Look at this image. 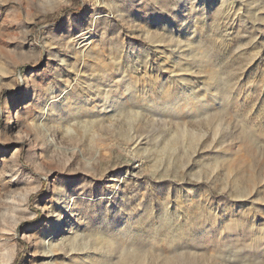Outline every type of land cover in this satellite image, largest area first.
<instances>
[{
  "label": "rangeland",
  "instance_id": "rangeland-1",
  "mask_svg": "<svg viewBox=\"0 0 264 264\" xmlns=\"http://www.w3.org/2000/svg\"><path fill=\"white\" fill-rule=\"evenodd\" d=\"M0 250L264 264V0H0Z\"/></svg>",
  "mask_w": 264,
  "mask_h": 264
},
{
  "label": "bare ground",
  "instance_id": "bare-ground-1",
  "mask_svg": "<svg viewBox=\"0 0 264 264\" xmlns=\"http://www.w3.org/2000/svg\"><path fill=\"white\" fill-rule=\"evenodd\" d=\"M226 2V1H225ZM68 204L66 203V204H64V206H63V209L66 211L67 209H68ZM63 217V216H62ZM62 217L60 216V217H58L56 220H55V222H54V225H55V228L53 229V231L52 232H50L48 235H47V238L45 239L46 241H45V253H48V254H50V256L48 257V258H50L51 257V252H50V250H48V248L50 247L49 245H50V243L52 242L51 240L54 238V236H56L58 233H59V231L61 230V219H62ZM53 234H55V235H53ZM10 261H11V259H10V255H9V253H7L6 251H4V250H0V262H2V263H7V264H9L10 263Z\"/></svg>",
  "mask_w": 264,
  "mask_h": 264
}]
</instances>
